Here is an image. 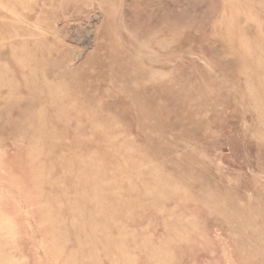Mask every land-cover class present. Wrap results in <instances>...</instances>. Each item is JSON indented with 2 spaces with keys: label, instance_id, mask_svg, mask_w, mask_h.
Masks as SVG:
<instances>
[{
  "label": "rangeland",
  "instance_id": "rangeland-1",
  "mask_svg": "<svg viewBox=\"0 0 264 264\" xmlns=\"http://www.w3.org/2000/svg\"><path fill=\"white\" fill-rule=\"evenodd\" d=\"M0 264H264V0H0Z\"/></svg>",
  "mask_w": 264,
  "mask_h": 264
}]
</instances>
